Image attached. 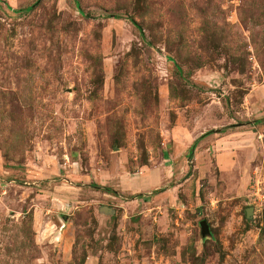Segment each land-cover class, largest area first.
<instances>
[{
    "label": "rangeland",
    "instance_id": "rangeland-1",
    "mask_svg": "<svg viewBox=\"0 0 264 264\" xmlns=\"http://www.w3.org/2000/svg\"><path fill=\"white\" fill-rule=\"evenodd\" d=\"M256 86L264 0H0V264H264Z\"/></svg>",
    "mask_w": 264,
    "mask_h": 264
},
{
    "label": "crops",
    "instance_id": "crops-1",
    "mask_svg": "<svg viewBox=\"0 0 264 264\" xmlns=\"http://www.w3.org/2000/svg\"><path fill=\"white\" fill-rule=\"evenodd\" d=\"M256 87L257 88L255 89V91L257 90L258 94L257 93H254V94H256L258 96V98H261V100L263 102V106H264V87H262V86H256Z\"/></svg>",
    "mask_w": 264,
    "mask_h": 264
},
{
    "label": "water",
    "instance_id": "water-1",
    "mask_svg": "<svg viewBox=\"0 0 264 264\" xmlns=\"http://www.w3.org/2000/svg\"><path fill=\"white\" fill-rule=\"evenodd\" d=\"M202 227H203V230L205 231L207 229V224L205 221L202 222Z\"/></svg>",
    "mask_w": 264,
    "mask_h": 264
},
{
    "label": "trees",
    "instance_id": "trees-1",
    "mask_svg": "<svg viewBox=\"0 0 264 264\" xmlns=\"http://www.w3.org/2000/svg\"><path fill=\"white\" fill-rule=\"evenodd\" d=\"M31 8H32V6L28 7V9H31Z\"/></svg>",
    "mask_w": 264,
    "mask_h": 264
}]
</instances>
